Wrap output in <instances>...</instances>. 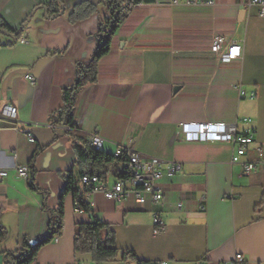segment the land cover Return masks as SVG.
Listing matches in <instances>:
<instances>
[{
	"label": "crops",
	"instance_id": "1",
	"mask_svg": "<svg viewBox=\"0 0 264 264\" xmlns=\"http://www.w3.org/2000/svg\"><path fill=\"white\" fill-rule=\"evenodd\" d=\"M60 1L0 0V16L15 31L14 36L0 33V168L10 172L0 179V223L7 231L0 264H6L4 252L20 250L24 237L35 241L47 233L50 209L65 186L62 174L80 176L68 128L52 126V116L63 106V88L75 82L77 63L93 56L106 10L98 5L96 12L73 21L76 5L98 0ZM218 36L225 38V47L239 43L242 58L221 63L211 50ZM98 73V81L78 94L79 131L88 139L99 135L102 152L114 154L128 146L146 157L180 163L182 169L159 181L165 195L161 207L150 201H114L102 193L87 198L94 216L115 232L120 250L115 260L95 263L90 255L75 252L76 225L91 216L76 210L70 194L58 241L42 246L32 264H227L237 253L250 264H264V165L245 175L242 163L232 162V143L192 141L184 133L185 127L204 122L243 128L250 119L253 148L264 147L260 6L251 0L141 2L113 38ZM240 90L257 95L242 97ZM8 107L16 108L11 120L2 117ZM36 151L40 190L29 178L14 176L15 168L28 165ZM249 159H256L254 151L243 157ZM122 165L111 169L110 184ZM158 213L165 227L154 233ZM127 250L137 260L122 258Z\"/></svg>",
	"mask_w": 264,
	"mask_h": 264
},
{
	"label": "trees",
	"instance_id": "2",
	"mask_svg": "<svg viewBox=\"0 0 264 264\" xmlns=\"http://www.w3.org/2000/svg\"><path fill=\"white\" fill-rule=\"evenodd\" d=\"M153 1L155 0H98V4L85 2L76 5L71 14V19L78 21L96 12L98 5L104 6L106 10L105 16L102 17L99 23L97 46L93 56L88 61L77 63L75 82L72 86L63 88V106L52 116V126L60 125L68 128L67 136L76 155V165L80 170V176L89 173L107 178L113 167L127 160V152H124L121 157H116L114 154L102 152L91 145L87 136L79 131L75 124V107L80 91L85 86L98 81L99 63L109 54L113 38L134 7L141 2ZM58 4L62 5V2L55 0L53 5ZM0 33L15 35V31L7 25L1 16ZM37 155L38 151L34 153L28 164L29 180L33 188L40 190L35 184V160ZM116 174L118 175V173ZM62 177L65 180V186L60 194L57 206L50 209L51 217L47 233L36 238L35 241L29 237H24L20 250L17 252H4L6 264H32L36 260L41 247L54 241L62 233L65 218V200L70 194L73 196L75 205L91 216L88 223L76 225L74 234L75 252L90 255L95 263L115 260L118 257L120 250L116 244L115 232L107 223L94 216L86 198L89 190L82 187L73 171L63 173ZM6 235V228L0 223V243L6 238ZM122 258L137 260L136 254L132 250L123 251ZM137 263L148 264L143 261H137Z\"/></svg>",
	"mask_w": 264,
	"mask_h": 264
},
{
	"label": "built area",
	"instance_id": "3",
	"mask_svg": "<svg viewBox=\"0 0 264 264\" xmlns=\"http://www.w3.org/2000/svg\"><path fill=\"white\" fill-rule=\"evenodd\" d=\"M172 3H179L180 0H171ZM194 1V0H189ZM252 4L258 5L261 8V15L264 16V0H251ZM211 50L218 55L221 63L231 64L242 58V46L239 43L231 42L225 47V38L218 36L214 39ZM26 79L29 83L35 84L36 79L33 73H28ZM242 97L255 98L257 93L252 91L247 94L246 91L240 90ZM16 114L15 107H8L5 110L4 116L6 120H11ZM247 123L243 128H239L237 124L231 125L228 128L222 127L221 124L214 123H198L195 127H185L184 133L192 141H224L232 143L235 147L232 157L233 163H242L244 174L251 175L258 167L259 164L264 165V147L256 146L254 134L255 130L248 124L250 119L245 120ZM31 141L35 138L29 135ZM91 145L99 148L101 138L99 135H92L89 138ZM254 151L256 159L243 161V157L249 152ZM127 152V160L122 162V168L114 177V181L110 184L108 178H101L98 175L85 173L79 176V182L82 187L89 190L86 198L92 195L102 193L107 199L114 201H123L132 199L138 204H145L150 201L153 205L161 207L165 195L162 188L159 186V181L163 177H174L182 169V165L177 162H168L158 158L146 157L136 150H131L128 146L118 147L114 155L116 157L123 156ZM10 175L6 169L0 168V179H5ZM14 176L19 179L29 178L28 165L18 166L14 170ZM178 207L181 208L182 204L179 203ZM77 211H83L79 206H76ZM154 233L161 232L164 227V220L160 213L154 217ZM58 241V237L55 238ZM156 264H168L167 261H160ZM191 264H207L204 260L194 261ZM227 264H250L243 254L237 253L235 257L228 261Z\"/></svg>",
	"mask_w": 264,
	"mask_h": 264
}]
</instances>
